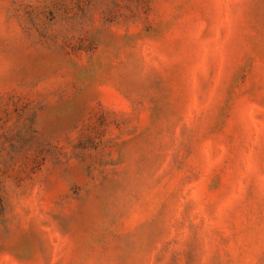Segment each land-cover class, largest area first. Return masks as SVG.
Masks as SVG:
<instances>
[{
  "label": "rangeland",
  "instance_id": "374dc122",
  "mask_svg": "<svg viewBox=\"0 0 264 264\" xmlns=\"http://www.w3.org/2000/svg\"><path fill=\"white\" fill-rule=\"evenodd\" d=\"M0 264H264V0H0Z\"/></svg>",
  "mask_w": 264,
  "mask_h": 264
}]
</instances>
